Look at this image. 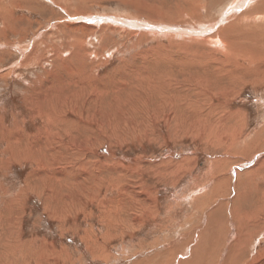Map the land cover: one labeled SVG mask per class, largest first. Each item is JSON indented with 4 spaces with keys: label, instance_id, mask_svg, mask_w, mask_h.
I'll return each mask as SVG.
<instances>
[{
    "label": "rangeland",
    "instance_id": "obj_1",
    "mask_svg": "<svg viewBox=\"0 0 264 264\" xmlns=\"http://www.w3.org/2000/svg\"><path fill=\"white\" fill-rule=\"evenodd\" d=\"M198 1L209 27L239 0H0V264L264 261V79L215 85L193 62L184 83L188 39L81 19L149 21L143 6L199 27Z\"/></svg>",
    "mask_w": 264,
    "mask_h": 264
},
{
    "label": "bare ground",
    "instance_id": "obj_2",
    "mask_svg": "<svg viewBox=\"0 0 264 264\" xmlns=\"http://www.w3.org/2000/svg\"><path fill=\"white\" fill-rule=\"evenodd\" d=\"M250 1H252V4L248 6L247 4ZM198 3H199V1L197 3H191L188 6V10L191 13V14H189V16L191 15V17L194 18L195 22H198V24L196 23L197 26L202 25V26H199V27H193V26H177V25H172V24H168V23L166 24L165 22L163 23L162 20H160V18L159 19L156 18L157 16H159V13L158 12H154V10L153 11H149V9L147 11V9L145 7H143L142 5H141L142 8L139 9V12L142 15L143 14H146L150 18L149 21L148 20H145V19H140L138 17L134 18V20H133V19H130V18H125V17L121 18V17H118V16H111V15L110 16H105V15L101 16V15H99L98 17L97 16H94V17H88V18H86V17L84 18L83 17L81 19H85L86 21H91V22L94 21L93 22L94 23V26H97V27L101 25V24H97V22L99 20H103L104 19L103 20L104 22H102V23H104V25L105 24L106 25L107 24L110 25V29L109 30H112L113 31V30H117V28L118 29H121V30L123 28L124 29H128V30H132L133 29V30H135L133 32L140 33L141 34V37L142 36H145L147 34H149V35L151 34V36L153 35V38L154 37L156 38V36H160L161 34L162 35L168 34V35L171 36V38L181 39L183 41H184V39H186V40L188 39V41L190 43H187V41H184V42H182L180 44L177 43V46L174 47L175 48V51L178 54H180L182 56L183 60H184V61H181L180 64H178L176 62L178 64V67L179 66L182 67L181 71H179L178 74H180V76L185 79V80H183L184 83L185 82H189V80L186 79L187 78L186 77V72H187L186 70L188 68H190L189 65L191 63H193V62L196 65H193V67H191V69L196 68L199 72L208 75V77L211 78L210 80H212L213 84H215V85H221V84L224 85L225 84L226 86H229V85H231L230 82H232V83L238 82V81H241L242 79H244L246 77L248 78V77H251V76H253L254 78H257V76H258V78L260 77L261 79H264V0H247V4H246L245 1H243V2L241 1L240 2V0H239L229 10H227L224 13L225 15H222V16L218 17L214 21H209V27L205 24L204 20L202 21V17L200 19L196 15V12H197L196 10L199 9V6H198L199 4ZM246 5H247V9H245L241 13V15L237 16L236 14L239 13L244 8V6L246 7ZM136 9H137V7H136ZM181 13H183V12H181ZM174 17H176V16H174ZM153 18H156V19H154L153 22H150ZM168 20H170V19H168ZM154 21H158L160 23L154 22ZM184 23H185V21H184ZM76 41L78 42V40H76ZM166 43H168V42H166ZM170 48H173V46L172 47L170 46V47L158 48L159 50H157L156 53L157 54H158V52L163 53L162 55H163L164 60H166V64L169 63V64H172V66H174V64H175L173 62V60H174V58H173V55L174 54L173 53L174 52L172 51L171 54H169L168 52H170V50H169ZM202 50L205 51V52L206 51L208 52V50H210L211 52H214V53H221L223 55V58H220L219 57L220 59H217V58L213 57V59H211V60L208 61L207 60L208 58H206L205 55H204L205 52H203ZM20 51H21V49H19V52ZM166 71H168L170 75H173L170 67L168 69H166ZM166 71H163V72H166ZM194 78L196 80L198 79V80H201L202 81L203 76L199 74L198 75V78L197 77H194ZM135 79H137V78H135ZM224 79H227L228 81H226ZM143 81H144V79H143ZM189 83H191V82H189ZM164 87L172 88V85L165 84L164 83L163 85H160L159 88L164 89ZM176 90H178V89H176ZM222 90H224V89H222ZM213 91H215V90H213ZM196 93H199V92H196ZM217 94H219V93H217ZM198 95L199 94H197V96ZM176 98H177V96L174 95L171 98L173 100H171V99H169L168 101L166 100L167 102L164 101L165 102L164 104H166V105L168 104L172 108L180 107L181 106V103H183L184 99H182L180 101L181 102L180 104H177L179 102V100H178L177 103H175L174 101H176ZM87 102H89V100L85 101V104ZM90 102H92V100H90ZM161 102H163V101H161ZM161 106H162V104H161ZM187 106L190 107V106H192V104L190 103ZM145 107L147 108V105ZM186 112H187V109H186ZM256 148H258V149H255L256 151L257 150L258 151L261 150V146H258ZM238 174H240V173H238ZM238 174H237V176H238ZM237 183H238V177H237V180H236V183L235 184H237ZM251 184H252V182H251ZM263 210H264V206H263ZM259 211H261V210H259V208H258V209H256V212L255 213H257V215H258V212ZM244 216L242 215V217L244 218V221L247 222L248 221V219H246L247 216L246 215H244ZM242 217H240V219ZM247 224H249V223H247ZM245 225H244V227H245ZM250 226H255L256 228L257 227L261 228V225H260V223H258V220H256L255 222H250V225L248 226V228L245 229V231L248 230L250 228ZM258 233H260V232L257 231V232H253L252 234H249L248 235L245 232L243 236H245L247 238V240L249 241L250 239H253L255 237V235L257 237L259 235ZM240 240H242V238H236L232 242L231 245H228L227 246V248L231 249V251L233 252V254L235 253V255H236L235 257L240 258V260H242V258L244 257V253L241 251L238 254V252H237L238 249L235 247V245H237V246L240 247L241 243H240V245L237 244L238 242H240ZM194 243L196 244V241L195 240H193L192 242L191 241H188L186 243L181 244L180 246H182V247L184 246L185 250L186 249L189 250L190 248H192V250H194L196 248L195 247L196 245L195 246L193 245ZM180 246H178V247H180ZM180 249H182V248H180ZM242 249H243V247L240 248V250H242ZM168 250H169V254L170 255H173V253H177V251H175L176 248L173 249L172 247H170V248H168ZM243 251H245V247H244ZM166 252H167V249H166ZM191 256H192V254H191ZM183 259H185V258H183ZM198 259H199V256H198ZM169 261H171V260L167 259V260L164 261L163 264H166V263L168 264ZM177 261H179V260H177ZM180 261L177 262V264H186L187 263V259H186L185 262L184 261L183 262H180ZM192 262H193V260H192ZM172 263H173V261H172ZM260 264H264V261L261 262Z\"/></svg>",
    "mask_w": 264,
    "mask_h": 264
}]
</instances>
